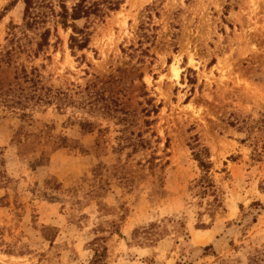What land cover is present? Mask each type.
<instances>
[{"label": "rangeland", "instance_id": "1", "mask_svg": "<svg viewBox=\"0 0 264 264\" xmlns=\"http://www.w3.org/2000/svg\"><path fill=\"white\" fill-rule=\"evenodd\" d=\"M12 1L0 264H264V0H125L75 32Z\"/></svg>", "mask_w": 264, "mask_h": 264}, {"label": "trees", "instance_id": "2", "mask_svg": "<svg viewBox=\"0 0 264 264\" xmlns=\"http://www.w3.org/2000/svg\"><path fill=\"white\" fill-rule=\"evenodd\" d=\"M19 0H13V3ZM125 0H22L24 4L23 11V26L24 28H32L39 24L46 23L47 19H52L53 22L60 26L63 30L71 29L75 32V23L78 21H86L88 24L104 23L106 17L110 13L119 10ZM50 31L46 30L40 36V42L37 44V49L42 50L48 46V37ZM90 42V34L81 30L79 34H72L69 37V48L71 50L83 51L88 48ZM195 157L201 163L202 171L204 172L201 178V188L203 196H212L213 201L211 206L216 203L217 196L215 195L214 185L207 178L208 163L202 161L200 154H195ZM255 204L253 207H258ZM243 211V208H241ZM208 249V248H204ZM101 253L97 249L93 255L92 264H99ZM176 264H187L178 262Z\"/></svg>", "mask_w": 264, "mask_h": 264}, {"label": "bare ground", "instance_id": "3", "mask_svg": "<svg viewBox=\"0 0 264 264\" xmlns=\"http://www.w3.org/2000/svg\"><path fill=\"white\" fill-rule=\"evenodd\" d=\"M192 62H193V60H192ZM169 69H170V79L175 80V81L178 80L179 79V69L177 68L176 63L171 64ZM148 80H147V82H148ZM186 107L189 108L190 106H186Z\"/></svg>", "mask_w": 264, "mask_h": 264}]
</instances>
